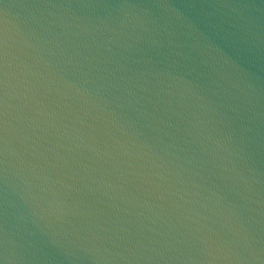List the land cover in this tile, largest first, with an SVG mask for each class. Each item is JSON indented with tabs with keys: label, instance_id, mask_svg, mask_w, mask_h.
<instances>
[{
	"label": "water",
	"instance_id": "water-1",
	"mask_svg": "<svg viewBox=\"0 0 264 264\" xmlns=\"http://www.w3.org/2000/svg\"><path fill=\"white\" fill-rule=\"evenodd\" d=\"M0 264H264V0H0Z\"/></svg>",
	"mask_w": 264,
	"mask_h": 264
}]
</instances>
